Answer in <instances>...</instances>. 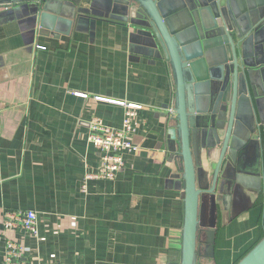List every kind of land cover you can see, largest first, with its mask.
Instances as JSON below:
<instances>
[{"label": "crops", "instance_id": "obj_1", "mask_svg": "<svg viewBox=\"0 0 264 264\" xmlns=\"http://www.w3.org/2000/svg\"><path fill=\"white\" fill-rule=\"evenodd\" d=\"M132 31L83 20L70 35L34 38L22 19L0 23V264L7 239L27 247V264L180 262L185 204L167 142L174 73ZM112 100L143 106L133 134L141 149L115 180H87L100 164L89 121L120 127L127 109ZM263 205L262 196L220 204L215 256L199 264L248 253L264 237ZM27 209L37 236L5 229V211Z\"/></svg>", "mask_w": 264, "mask_h": 264}, {"label": "water", "instance_id": "obj_2", "mask_svg": "<svg viewBox=\"0 0 264 264\" xmlns=\"http://www.w3.org/2000/svg\"><path fill=\"white\" fill-rule=\"evenodd\" d=\"M4 19H22L34 38L112 21L170 64L167 142L185 204L182 256L171 264L214 257L219 205L264 198V0H0ZM236 264H264V237Z\"/></svg>", "mask_w": 264, "mask_h": 264}, {"label": "built area", "instance_id": "obj_3", "mask_svg": "<svg viewBox=\"0 0 264 264\" xmlns=\"http://www.w3.org/2000/svg\"><path fill=\"white\" fill-rule=\"evenodd\" d=\"M40 47V46H39ZM112 102L127 107L120 127H113L104 122L101 118H94L89 121V132L87 141L100 152V164L95 172H89L86 179L115 180L126 164V155L138 153L141 149L139 144L133 140L135 132L134 118L137 116V109L142 105L126 103L120 100ZM170 110V113H173ZM4 227L6 230L22 228L31 235H38V216L33 209L8 210L4 213ZM27 247L19 244L13 239L6 240L5 263L6 264H27L23 257Z\"/></svg>", "mask_w": 264, "mask_h": 264}, {"label": "rangeland", "instance_id": "obj_4", "mask_svg": "<svg viewBox=\"0 0 264 264\" xmlns=\"http://www.w3.org/2000/svg\"><path fill=\"white\" fill-rule=\"evenodd\" d=\"M203 203H204V210H205V219H204V223L207 222L208 217L210 218V207H211V202L208 198H204L203 199Z\"/></svg>", "mask_w": 264, "mask_h": 264}, {"label": "flooded vegetation", "instance_id": "obj_5", "mask_svg": "<svg viewBox=\"0 0 264 264\" xmlns=\"http://www.w3.org/2000/svg\"><path fill=\"white\" fill-rule=\"evenodd\" d=\"M209 220H210V218L208 217V220H207L206 224L202 227V230H203V229H207L208 224L210 223Z\"/></svg>", "mask_w": 264, "mask_h": 264}, {"label": "trees", "instance_id": "obj_6", "mask_svg": "<svg viewBox=\"0 0 264 264\" xmlns=\"http://www.w3.org/2000/svg\"><path fill=\"white\" fill-rule=\"evenodd\" d=\"M246 254H247V253H246ZM246 254H245V255H246ZM245 255H244V256H245ZM244 256H243V257H244ZM243 257H242V258H243ZM242 258H241V259H242ZM241 259H240V260H241ZM240 260H239V261H240ZM239 261H238V262H239Z\"/></svg>", "mask_w": 264, "mask_h": 264}]
</instances>
